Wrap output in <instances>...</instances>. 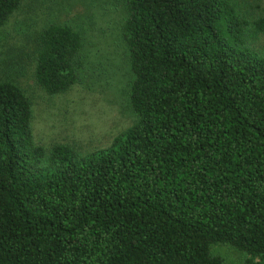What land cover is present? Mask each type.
<instances>
[{"label": "trees", "instance_id": "1", "mask_svg": "<svg viewBox=\"0 0 264 264\" xmlns=\"http://www.w3.org/2000/svg\"><path fill=\"white\" fill-rule=\"evenodd\" d=\"M24 2L0 0V28ZM112 4L134 120L104 148L38 142L11 75L33 65L51 97L93 79L80 29L30 27L33 0L0 54V264H231L223 245L243 257L232 264H264L261 0Z\"/></svg>", "mask_w": 264, "mask_h": 264}, {"label": "rangeland", "instance_id": "2", "mask_svg": "<svg viewBox=\"0 0 264 264\" xmlns=\"http://www.w3.org/2000/svg\"><path fill=\"white\" fill-rule=\"evenodd\" d=\"M32 1L25 0L21 9L11 18L7 30L0 28V54L8 52L9 43H13L18 32L26 27L20 22H23L21 15L24 7H27L25 5ZM112 1L114 0L99 7L91 0H34L39 8V16L29 20V23L34 21L30 27H39L51 20L80 29L84 43L83 53L87 54V70L92 67L96 69L94 73H97L92 79V74L87 71L84 81L75 84L64 94L51 97L35 85L30 72L33 65L25 66L19 62L24 67L22 74L11 75L32 99L35 138L43 145L68 143L83 152L104 148L134 120L124 94L125 58L115 36L118 25L116 18H119L120 13L116 9L111 12ZM57 3H60L57 7L59 9L52 10L54 13L43 14L45 7L55 6ZM261 5L264 9V0H261ZM108 11L112 14L108 15ZM261 42L264 43V37ZM98 53L101 55L96 59L95 55ZM13 54L14 49L11 51V55ZM6 69L8 68L3 70L0 67V77L5 73L10 75ZM215 250L231 264L240 262L243 258L238 251L225 245L218 246Z\"/></svg>", "mask_w": 264, "mask_h": 264}]
</instances>
